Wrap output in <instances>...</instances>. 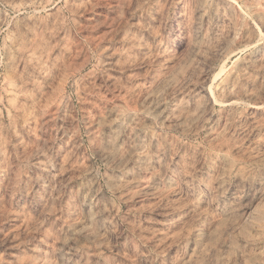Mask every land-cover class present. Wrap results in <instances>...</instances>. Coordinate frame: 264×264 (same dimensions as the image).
<instances>
[{
  "label": "rangeland",
  "instance_id": "1",
  "mask_svg": "<svg viewBox=\"0 0 264 264\" xmlns=\"http://www.w3.org/2000/svg\"><path fill=\"white\" fill-rule=\"evenodd\" d=\"M0 264H264V0H0Z\"/></svg>",
  "mask_w": 264,
  "mask_h": 264
}]
</instances>
